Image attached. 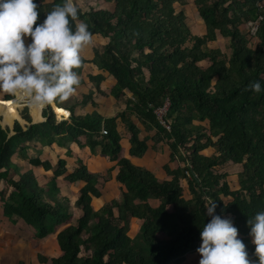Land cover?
<instances>
[{"label":"trees","instance_id":"1","mask_svg":"<svg viewBox=\"0 0 264 264\" xmlns=\"http://www.w3.org/2000/svg\"><path fill=\"white\" fill-rule=\"evenodd\" d=\"M97 1L107 7L90 4L85 11L75 1L79 9L76 22L86 23L93 35L110 41L95 50L92 61L81 58L75 71L81 75L84 65L93 63L114 77L113 97L125 100L129 92L132 98L126 100L123 113L111 118L98 112L79 116L76 106H64L70 113L65 117L57 100L43 109L44 122L26 127L15 121L13 135L0 123L4 215L14 225L22 220L36 240L57 234L62 254L39 255L41 263L181 264L199 247L201 227L210 219L205 205L214 200L216 213L232 219L249 258L258 260L248 221L264 211V0ZM37 2L42 19L62 0ZM192 3L206 25L203 35L193 33L188 23L186 7ZM249 23L254 26L243 28ZM220 36L227 41V52L209 47ZM254 38L257 43L252 47ZM103 79L102 75L90 76L100 94H105L100 87ZM253 81L261 83L259 93L248 88ZM93 95L92 91L85 95L82 104L93 101ZM13 99L11 94L4 98ZM166 102L170 104L165 116L170 130L156 114ZM129 111L166 137L170 161L184 163L174 170L165 166L171 180H160L121 157L120 121L130 131L131 155L141 158L148 149L137 127L128 121ZM16 115L0 106L5 124L21 119ZM21 116L32 121L28 107ZM72 143L88 146L93 153L100 148L103 156L117 162L119 172L114 180L120 195L99 210L93 199L102 196L101 181L109 177L92 173L82 160L68 174L66 160L59 158L53 166L40 157L45 147L56 144L69 149ZM208 150L213 152L205 154ZM15 157L52 171L53 177L40 185L33 171L21 172ZM232 165L241 167L237 190L228 181L229 173L223 171ZM61 177L71 184L84 183L74 205L61 194ZM182 180L188 183V197ZM151 199L159 200V207L154 208ZM133 218L142 221L135 238L128 235ZM83 250L91 254L81 256Z\"/></svg>","mask_w":264,"mask_h":264},{"label":"clouds","instance_id":"2","mask_svg":"<svg viewBox=\"0 0 264 264\" xmlns=\"http://www.w3.org/2000/svg\"><path fill=\"white\" fill-rule=\"evenodd\" d=\"M78 12L74 0H62L41 19L37 0H0V93L43 107L76 91L80 51L93 40L88 25L76 22ZM261 87L259 81L248 85L256 93ZM216 207L214 200L205 205L210 219L200 231L199 264H264V211L248 221L253 261L232 219Z\"/></svg>","mask_w":264,"mask_h":264},{"label":"crops","instance_id":"3","mask_svg":"<svg viewBox=\"0 0 264 264\" xmlns=\"http://www.w3.org/2000/svg\"><path fill=\"white\" fill-rule=\"evenodd\" d=\"M52 1L53 0H43L44 3H50ZM76 1H77V3H79L78 0H76ZM101 7H107V6L103 5ZM201 35H203V34H201ZM109 41L110 40L108 38H105L99 34L93 35L92 43L85 45L81 49V51H80L81 58H84L87 61H92L95 57V50L96 49L102 50L109 43ZM91 75L92 76H97V75L104 76V79L101 82L100 87H101V90L103 92H105V94H100L97 92L95 84L90 81ZM79 80L81 81V83L77 86L76 91L67 99L60 100V102H61L60 107L62 108V109H60V113L65 115V117H68L69 111L65 110L63 108L64 106L66 108L69 106H76V114L79 116L91 115L94 112H98L100 115H102L105 118L115 117L118 114L123 113L126 110V108H127L126 100L128 98H132V94L129 92H127V98L125 100L122 98L116 99L115 97H113L110 94V92L116 84L114 77L111 76L108 72L100 70L93 63H86L84 65L83 71H82L81 75H79ZM91 91L94 92L93 101H91L87 104H82L83 97L85 95L89 94ZM14 100H15V97L13 100L8 101V102L10 103ZM8 102L5 103V101H1V98H0V106L4 107V109L10 113L8 106H6L8 104ZM55 102H57V101H55ZM24 106L29 108L28 105H24ZM45 107H46V105L43 106V108L41 107L42 110H39V113H38L39 116L38 117H36L35 113L31 109V107L29 108V113H30V116L32 118V121L30 123L27 122L26 120H24L23 118H21L22 117L21 111L24 109V108H21V109H19V113L21 116V117L19 116V118L24 120V122H22L21 119H16L15 121H19L21 123V125L26 126V127H29L32 124L44 122L46 119L43 117L42 113H43V109ZM15 111H13V112H15ZM40 111H41V114H40ZM13 112H11V113H13ZM127 119L130 123L134 124L137 127V129L139 131V138L141 140H146L147 145H148V149H147V152L145 153V155L141 158H138L136 156H132L130 153V149H131L130 131L127 127V123L120 121L119 122V131H120L121 136H122L121 157L128 158L131 160V162L134 165H136L138 167L145 168V169L149 170L150 172H153L155 174V176L160 180H171L172 176H169L167 174V172L165 170V166L168 165L172 170H174V169H178L179 167L183 168L184 163L180 159H175L174 161H170L171 150H170V147L168 144L169 141L154 126H152L151 124L146 126L145 124H143L139 120L137 115L133 114L130 111L127 113ZM15 121H14V123H15ZM7 127H9V126H7ZM85 141H86V138L82 137L81 142L83 144H85ZM52 150H55V152L53 153V156L55 158V161H54L55 163H53L51 158L48 156V153L51 152ZM212 152H213L212 150H208V151H205V154L210 155ZM40 157L44 161H49L53 166H56L59 158L66 160V162H67L66 167L68 170V174H70L74 171L75 167L77 166V160H82L83 163L88 167V169L92 173L100 174L106 178H108V176H110V174H111V176L106 181H104V179H102V181H101V185H100L101 189L100 190H101L102 196L100 198H94L93 199V206L95 207L96 210H99L103 205L109 203L113 199H117L120 195V190H119L120 186L114 180V177L119 172V167L117 166V162H113L108 157L103 156L100 152V148H97L96 153H93L92 150L90 149V147H88V146H82L81 147L77 143H72L69 146V149L59 147L55 144L52 147L43 148V152H42ZM14 161L21 166V172L22 173L29 171V170L33 171L35 176L37 177L40 185H45L53 177L52 171H46L43 167H33L29 164V162L27 160H22L20 158L15 157ZM223 171L229 173V177H228V181H229V179L232 177V175L230 174L229 168L226 167L225 169H223ZM236 176L238 178V174ZM59 179H61L65 183H67L66 180L64 179V177H61ZM77 183L81 185L79 188V190H80L81 187L84 185V183L83 182H77ZM68 184H71V183H68ZM74 184H76V183H74ZM238 184H239V182H238ZM182 186L184 188L185 196H187V197L190 196L189 187H188V183L186 180H182ZM1 187L3 188V184L1 185ZM79 190H78V193H79ZM235 190H237V189H235ZM78 193H77L75 201L71 202L72 205H74V203L76 202L77 197H78ZM61 194H62V196L68 198L67 195L66 196L63 195L62 190H61ZM226 201L228 202L230 200L226 199ZM150 204L154 208H157L160 205V201L156 200V199H151ZM2 211H3V208H2ZM75 213H76V210H75ZM139 220H140L139 218H133L130 222L128 235L131 238H135L140 231V225H141L142 221L140 220L141 222L139 224L138 223ZM3 225L4 226H10V227L16 226V225L22 226L23 229H25L26 231H28V233H30V235L33 238V241H35L36 243L40 242L43 244L49 238L54 237L55 244H54V248H53V253L48 254L44 257L53 258V257H58L62 254L60 247H59V244L57 242V234H53V235H51V236H49L43 240H36L33 237L32 230L29 227H27L22 220H19L18 223L14 225L8 219V221H4ZM62 228L63 227H61L60 230ZM43 250L45 252L49 251L47 246L44 247ZM45 252H40V253L43 254ZM87 254H91V251L83 250L81 256H84ZM3 256H4L3 252L0 251V261H2ZM40 256H43V255H40ZM199 259H200V254L197 251H193V252H190L189 254L186 255L185 260L181 264H199ZM0 264H4V262L2 261V262H0ZM35 264H51V262L41 263L39 261V255H38L36 257Z\"/></svg>","mask_w":264,"mask_h":264},{"label":"rangeland","instance_id":"4","mask_svg":"<svg viewBox=\"0 0 264 264\" xmlns=\"http://www.w3.org/2000/svg\"><path fill=\"white\" fill-rule=\"evenodd\" d=\"M76 0H74L75 2ZM77 2V1H76ZM78 5L83 8V10L88 11L90 9V4L96 7H101L99 1L97 0H78ZM76 4V3H75ZM99 9V8H97ZM180 10V7H179ZM187 14L190 16L188 23L190 27L192 28L193 33L196 35H201L206 33V25L199 16L198 12L193 6V3L191 6L186 7ZM81 22V21H79ZM253 25V23L246 24V26H243V28H249ZM253 32V31H252ZM257 43L256 38H254L251 41V46L255 47ZM209 47L211 48H220L224 52L228 51V45L227 41L219 37V40L216 42H212L209 44ZM9 95L8 93H0V98L1 101H6L4 98ZM3 99V100H2ZM27 105L25 103H22L18 101L16 98L12 102H8L6 106H8L10 113L16 110V117L20 115L19 109L24 108ZM30 108V107H29ZM43 108V107H42ZM42 108L40 110H42ZM21 117V116H20ZM42 117V116H41ZM22 118V117H21ZM22 122L24 120L21 119ZM0 122L3 121V117L0 116ZM71 145V144H70ZM55 150H52L51 152L48 153V156L51 158L53 163H55V158L53 156V153ZM73 152V151H72ZM185 165H183L184 167ZM107 170V169H106ZM105 170V171H106ZM110 171V170H109ZM230 174L232 177L229 179L230 184L233 189H238L239 184H238V178L237 174L241 171L240 166H230L229 167ZM102 172V171H101ZM111 176V174H110ZM108 176V177H110ZM62 181L61 179L58 180V184L60 185V191L62 190L63 195H67V197L70 199L71 202H74L78 193V190L80 188V184H68L69 182ZM185 184V183H184ZM2 202L0 201V251L3 252L4 256L2 261L4 264H35L36 257L38 255H43L46 256L48 254L53 253V248L55 244V239L54 237L49 238L47 241H45L43 244L42 243H36L33 241L32 236L28 231L22 228L20 225L16 226H4L3 223L4 221H8L7 217L2 213ZM139 220V224H140ZM23 229V230H22ZM42 244V245H41ZM48 248V252H45L43 250L44 247ZM40 252H45L41 254ZM0 261V262H2Z\"/></svg>","mask_w":264,"mask_h":264},{"label":"built area","instance_id":"5","mask_svg":"<svg viewBox=\"0 0 264 264\" xmlns=\"http://www.w3.org/2000/svg\"><path fill=\"white\" fill-rule=\"evenodd\" d=\"M251 26H254V23L253 25ZM257 28V27H256ZM256 28H254V30H256ZM169 102H166L165 105L162 107V108H159L158 110H156V114H157V117H158V120L160 121V123L167 129V130H170V125L166 122L165 120V116L168 112V109H169Z\"/></svg>","mask_w":264,"mask_h":264},{"label":"water","instance_id":"6","mask_svg":"<svg viewBox=\"0 0 264 264\" xmlns=\"http://www.w3.org/2000/svg\"><path fill=\"white\" fill-rule=\"evenodd\" d=\"M47 106V105H46ZM68 114L70 115V113L68 112ZM69 115H68V117H69ZM20 116V115H19ZM15 121V120H14ZM14 121H13V123L11 124V125H7V124H5L4 122H1V124H2V126L3 127H7V126H9V128L11 129V135H13L14 134V131H13V128H14Z\"/></svg>","mask_w":264,"mask_h":264},{"label":"bare ground","instance_id":"7","mask_svg":"<svg viewBox=\"0 0 264 264\" xmlns=\"http://www.w3.org/2000/svg\"><path fill=\"white\" fill-rule=\"evenodd\" d=\"M21 102V101H20ZM23 102H21L22 104ZM41 107H31V109L33 110V112L35 113L36 117L39 116V110H40Z\"/></svg>","mask_w":264,"mask_h":264}]
</instances>
